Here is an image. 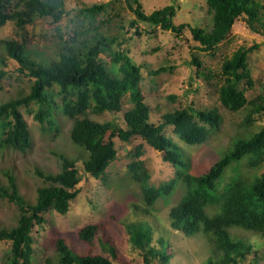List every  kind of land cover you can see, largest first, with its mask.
Instances as JSON below:
<instances>
[{"label": "trees", "instance_id": "obj_1", "mask_svg": "<svg viewBox=\"0 0 264 264\" xmlns=\"http://www.w3.org/2000/svg\"><path fill=\"white\" fill-rule=\"evenodd\" d=\"M70 1L74 6L68 7ZM125 2L134 14L128 23L129 27H134V35L141 33L139 23L175 34L188 28L203 51L222 43L242 15H246L252 31L264 34V0H205L208 22L204 26L186 22L175 24L176 7L172 4L147 12L140 0ZM107 6L108 3L90 4L83 0H0V28L8 21L25 27L43 18L55 25L59 40H62L56 57L49 59L40 57L37 52L32 53L24 42L0 38L5 51V54L0 53V81L15 71L30 82L27 94L0 103V146L21 152L30 146V130L19 107L34 102L33 117L39 123H50L54 109L59 108L72 122L70 140L82 150L80 157L75 158L60 154L61 166L57 172L35 170L46 184L36 188L34 201L25 199L13 175L7 174V185L0 182V197L18 210L14 225H0V241L10 242L4 264H33L32 228L44 223L43 212L48 209L60 214L68 211L69 202L80 191L77 187L80 172L75 165L79 158L84 173L103 178L106 168L117 157L114 138L129 142L136 136L164 152L163 159L175 167V176L157 187L150 185L149 173L139 159L142 144L136 145L134 152L125 147L124 153L133 157L127 165L128 172L141 186L145 204L142 209L135 206V211L149 214L151 206L160 197L170 194L175 184L181 181L184 192L169 210V224L186 236L199 232L208 235L211 254L203 264H243L254 245L232 234L230 230L234 227L261 235L257 251L258 257L264 261V171L251 177L235 171L222 190L217 187L219 178L230 164L246 160L247 167L255 170L264 163V127L249 137L237 138L206 172H189V161L181 154L180 147L164 134V128L172 126L178 138L188 145L204 144L220 129L222 115L216 107L202 109L188 105L164 112L160 123H152L150 107L140 89L141 67L123 47L130 38L109 34L103 29L107 19L98 18ZM72 11L75 14L70 16ZM66 17L70 26L67 25L69 31L63 37L59 24ZM255 48L257 45L241 46L223 60L222 83L216 89L218 100L225 109L246 111L245 125L254 122V115H264V93L247 99L240 87L242 83L251 86L247 57ZM8 62L16 64L14 70L9 69ZM193 63L199 66L196 58ZM199 73L204 78L210 77L209 72ZM57 96L60 102L56 101ZM124 98L131 106L122 111ZM104 112H122L124 125L116 120L100 122L89 117L90 113L99 115ZM106 133L109 136L104 141ZM235 169L238 170V165ZM124 227L143 264H169L171 253L164 238L159 235L154 242V227L147 221H131ZM98 229L97 223L86 224L78 229L77 237L91 245ZM103 240L104 253L79 254L64 238L58 237L54 243L55 261L46 257L44 264H120L109 239Z\"/></svg>", "mask_w": 264, "mask_h": 264}, {"label": "rangeland", "instance_id": "obj_2", "mask_svg": "<svg viewBox=\"0 0 264 264\" xmlns=\"http://www.w3.org/2000/svg\"><path fill=\"white\" fill-rule=\"evenodd\" d=\"M144 9L151 12L154 9L172 4L176 7L175 24L189 23L204 26L208 22L205 0H140ZM85 3H108L99 19H107L103 29L109 34L130 39L123 45L128 55L141 67L140 89L144 101L150 107V121L158 124L164 112L191 105L194 108L216 107L222 115L223 122L218 131L214 132L204 144L188 145L181 141L173 132L172 126L164 128V134L181 149V154L189 162V172L202 174L230 149L239 137H249L264 127V115H254V122L244 124L245 110L231 112L225 109L218 100L216 89L222 83L221 64L239 47L257 45L247 57V66L252 83L240 84L244 95L251 99L264 93V34L252 31L246 22V15L240 16L232 26L227 38L214 49L203 51L199 43L192 38L188 28L181 34H175L159 27L151 28L146 23H139L140 35H134V27H129V20L134 14L126 6L125 0H83ZM68 7L74 6L68 2ZM75 14L74 11L70 16ZM264 19V15H263ZM67 17L59 24L63 37L69 31L70 23ZM69 25V26H67ZM2 40L13 39L24 42L32 53L55 58L62 45V40L56 32L55 25L48 19H36L25 27H18L15 21H8L0 28ZM0 53L5 54L0 45ZM42 53V54H41ZM1 55V54H0ZM197 59L199 66L193 63ZM9 69L14 70L15 63L8 62ZM1 66V65H0ZM159 70V71H158ZM158 71V73H154ZM200 71L209 72V79L200 75ZM30 90V82L24 75L11 71L0 81V103L10 98L25 95ZM57 90V89H55ZM174 96V98H171ZM60 102V97H56ZM131 104L124 98L122 111ZM23 118L28 124L31 142L23 152L10 147L0 146V182L7 185V174L14 176L21 194L26 200L34 201L36 188L46 184V181L36 173V169L46 173L60 170V154L70 158L80 157L81 149L70 140L71 120L59 108L54 109L53 116L44 123H39L33 117L36 109L34 102L19 107ZM89 117L100 122L116 120L122 126V112L103 114L90 113ZM106 133L103 140L108 139ZM117 157L105 170L103 178H95L82 171V160L78 159L76 167L80 172V189L75 199L69 202V209L60 214L54 209L43 212L45 219L42 225L35 224L33 236V264H44V259L50 257L55 261L54 243L62 237L70 247L79 254L104 253L103 239H109L115 249L116 261L120 264H143L139 252L132 247L125 223L140 220L147 221L154 227V242L161 235L171 253L169 264H203L211 254L208 235L204 232L186 236L181 231L174 230L169 224V210L181 198L184 184L178 181L170 194L160 197L149 214H144L141 186L131 178L127 165L133 157L124 153L128 147L133 152L135 146L142 144V154L139 156L149 173L148 183L159 186L175 176V167L163 159V152L146 144L140 137H133L129 142L114 138ZM240 163V164H239ZM238 165V170L235 167ZM82 171V172H81ZM242 172L245 176L264 171V163L257 169L247 167L246 160L230 164L217 182L218 190H222L232 175ZM17 208L5 198L0 197V225L15 224ZM97 223L99 229L93 244L81 242L77 231L86 224ZM231 233L244 238L252 245L253 251L246 256L243 264H264L258 257L261 235L240 228H232ZM10 248V242L0 241V264ZM107 254V251L105 252Z\"/></svg>", "mask_w": 264, "mask_h": 264}, {"label": "water", "instance_id": "obj_3", "mask_svg": "<svg viewBox=\"0 0 264 264\" xmlns=\"http://www.w3.org/2000/svg\"><path fill=\"white\" fill-rule=\"evenodd\" d=\"M163 154H164V152H163Z\"/></svg>", "mask_w": 264, "mask_h": 264}]
</instances>
